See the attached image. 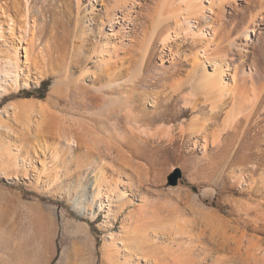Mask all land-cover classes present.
I'll use <instances>...</instances> for the list:
<instances>
[{"label": "rangeland", "instance_id": "rangeland-1", "mask_svg": "<svg viewBox=\"0 0 264 264\" xmlns=\"http://www.w3.org/2000/svg\"><path fill=\"white\" fill-rule=\"evenodd\" d=\"M158 1L129 0L126 24L138 23ZM10 2L14 33L6 16L1 17L3 36L0 32V91L6 86L12 93L0 96V264H156L155 259L159 264H247L253 252L261 257L256 248L264 249V150L257 152L256 146L264 149V88L248 127L242 112L237 139H227L238 145L235 151L221 147L227 114L237 111L228 102L217 124L208 128L207 139L195 137L192 125L187 132L179 129L196 112L165 123L141 119L153 130L172 126L170 135L149 137L135 129L126 136L112 125L113 132L105 131L98 124L97 106L85 101L84 92L104 79L106 58L120 59L130 42L128 36L122 42L104 38V29L110 31L106 3ZM233 6H226L231 10L223 17L227 25L233 21ZM117 15L115 28L128 29L123 14ZM256 22L247 51L237 50L241 57L236 62L241 69L256 61L261 78L248 82L255 81L260 91L264 18ZM173 38V54L190 53V41L182 35ZM101 41H117L112 54L100 55ZM165 53L158 40L151 69L162 72L170 61L181 64L182 58L174 62L172 56L165 61ZM7 55L16 56L21 66L19 86L14 73L4 71ZM188 68L183 64L179 76ZM66 74L71 83L78 80L76 87L63 83ZM132 91L136 113L158 116L162 106L149 104L156 90L138 86ZM13 103L19 109L11 108ZM182 105L183 100L173 102L170 113ZM120 123L125 126L124 120ZM68 134L76 138L75 145L68 144Z\"/></svg>", "mask_w": 264, "mask_h": 264}, {"label": "bare ground", "instance_id": "bare-ground-1", "mask_svg": "<svg viewBox=\"0 0 264 264\" xmlns=\"http://www.w3.org/2000/svg\"><path fill=\"white\" fill-rule=\"evenodd\" d=\"M103 1L106 3L104 17L108 21L107 25L110 26V31L104 29V38H115L118 41L120 40L119 42H122L124 40L122 38L128 36V40L130 41L128 45L129 50L124 51L120 59L117 60L113 57L106 58L105 67H102L103 70L101 69L104 79H100V81L94 83L92 89L90 87L91 90H88V92L91 91L90 93L84 92L83 98H85V101L97 106L99 113L98 124L104 128L103 130L112 131L110 130L112 125L117 131L126 132L124 135L127 134V131L134 134L140 130L151 137L152 135L165 136L172 133V126L166 127V124L165 126L160 125L159 128L157 127L156 130H153L149 125H142L140 123L141 119L145 120L146 118L150 124L158 120H164L163 123H165L167 120L177 119L182 114L188 115L189 113L196 112L188 120L187 124L185 126L182 124L179 129L182 132H187L188 126L192 125L195 137L203 135L204 139H207L206 132L208 128L217 124V118L222 116V109L226 107V103L228 102L232 103V110L237 111L227 114L229 119L223 127L225 131V144L221 147L228 152L235 151L238 145L234 146L227 139L233 137L237 139L238 128L242 125V120L245 117L247 121L245 127H248L250 119L259 108L264 88V77L263 82L260 83V91L256 88L255 81L249 84L248 80L256 79V77L257 79L261 78L259 67L253 59V63L248 64V68L239 69V63L236 62L239 60V58H236V56H239L237 50L244 53L247 51V40L251 39V34L255 30V24L257 23L256 21H261L264 18V0H244L247 2L245 4L240 3L241 0H160L155 6L153 5L152 11L146 12L147 14L138 23H132V21V26L126 24V21L129 19V11L132 7L127 5L129 0ZM233 2H237V4L233 6ZM11 4L10 0H0V32H2V36L3 23L1 22V17L6 16L7 26L14 33L15 21L10 14H7V12L12 10L13 5ZM133 5H136L135 2ZM226 6H229V8L233 6L235 10L233 21H231L230 25H227V22L223 21V17L227 18V13H231V10L227 11ZM251 7H254L255 11ZM28 9L30 10V7ZM119 12L123 14V24H126V28L128 29L115 28L116 24H119L118 18L120 15H117ZM238 13L241 15V19L238 18L239 16H236ZM246 15L249 17L247 18ZM66 30L68 32V24L66 25ZM74 30L77 31L78 29L75 28ZM181 35L184 38V42L190 41L189 46L192 48L189 54L184 53L182 57H180V52L173 54V41H171L173 37L180 38ZM158 40L161 41L163 51L166 52L162 58L168 61V57L172 56L171 58L174 62L182 58L179 66L170 61V65L162 72H156L151 69L153 59L150 56ZM237 40L240 41L239 44ZM116 43L117 41L111 44L101 41L98 45L100 55L112 54L115 50L114 48H116ZM254 53L252 51V54ZM6 57L8 59L5 62L4 71L14 73L13 81H16L19 86V72L22 69H20L21 66L18 59L12 55H7ZM112 62L114 65H109ZM183 64L189 65V68L186 69L184 77H181L179 75L182 73L181 66ZM39 73L41 74L42 72L40 71ZM64 79L65 82L63 83L68 88L71 84L73 86L76 84L75 87L77 86L78 80L77 82L74 80L75 84L71 83L73 81L69 78L68 74H66ZM78 86L80 87V85ZM138 86H145L156 90L153 92L155 96L153 98L154 102H149V104H157L158 108L162 106L158 112V116L135 112L136 106L134 102L136 96L134 94L135 91H132V89L136 90ZM80 92L82 91L80 90ZM6 95L11 96L12 93L6 86H2L0 96L6 97ZM161 100L163 102L160 104ZM180 100L184 101L181 110L176 111V113H170L172 103ZM14 104L11 105V108L14 107L16 109L19 105ZM242 112L245 113V117L240 115ZM203 113L207 115L204 120L202 119ZM122 120H124L125 126L121 125L120 122ZM126 124H128V127ZM117 131L116 133L118 134ZM217 136L219 137L220 134ZM66 138L68 144L75 145L76 138L70 137V134ZM206 145L207 142L204 146L206 147ZM221 147L218 146L219 149ZM256 147L257 152L264 150L261 145H257ZM248 209H252V207L249 206ZM105 217L108 219L109 213ZM109 237L114 242L118 240V237L113 232L109 234ZM256 250L260 251L261 257H259L257 252H253V254L246 257L247 264H264V249L257 247ZM153 262L159 264V261L156 259Z\"/></svg>", "mask_w": 264, "mask_h": 264}, {"label": "water", "instance_id": "water-1", "mask_svg": "<svg viewBox=\"0 0 264 264\" xmlns=\"http://www.w3.org/2000/svg\"><path fill=\"white\" fill-rule=\"evenodd\" d=\"M179 175H180V173H179V171H178L177 174H175V175H173V176L171 177L170 181H171L172 184H176V183H177V179H178Z\"/></svg>", "mask_w": 264, "mask_h": 264}]
</instances>
